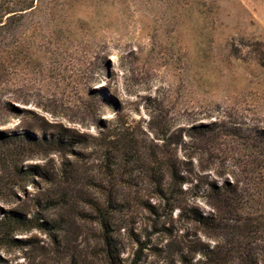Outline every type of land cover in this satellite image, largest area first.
<instances>
[{
  "label": "rangeland",
  "instance_id": "1",
  "mask_svg": "<svg viewBox=\"0 0 264 264\" xmlns=\"http://www.w3.org/2000/svg\"><path fill=\"white\" fill-rule=\"evenodd\" d=\"M19 14L0 30V264H264V0Z\"/></svg>",
  "mask_w": 264,
  "mask_h": 264
},
{
  "label": "trees",
  "instance_id": "2",
  "mask_svg": "<svg viewBox=\"0 0 264 264\" xmlns=\"http://www.w3.org/2000/svg\"><path fill=\"white\" fill-rule=\"evenodd\" d=\"M34 1L35 0H0V30H4L8 26H11L16 20V16L20 15L19 12H26L32 9L34 6ZM18 6L20 7L19 10H17ZM214 193L217 194L218 192H213V194ZM222 203L223 200L221 201V204ZM15 222L13 218H7L1 223L5 226H9L10 224H14ZM105 240L107 242V245H110L108 243V239L106 238Z\"/></svg>",
  "mask_w": 264,
  "mask_h": 264
}]
</instances>
